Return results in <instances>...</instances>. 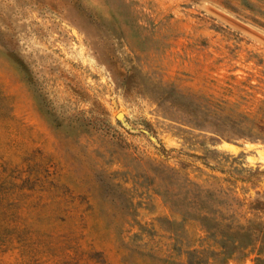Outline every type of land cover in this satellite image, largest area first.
Wrapping results in <instances>:
<instances>
[{
    "label": "rangeland",
    "instance_id": "374dc122",
    "mask_svg": "<svg viewBox=\"0 0 264 264\" xmlns=\"http://www.w3.org/2000/svg\"><path fill=\"white\" fill-rule=\"evenodd\" d=\"M261 203L264 0H0V264H264Z\"/></svg>",
    "mask_w": 264,
    "mask_h": 264
},
{
    "label": "trees",
    "instance_id": "16d2710c",
    "mask_svg": "<svg viewBox=\"0 0 264 264\" xmlns=\"http://www.w3.org/2000/svg\"><path fill=\"white\" fill-rule=\"evenodd\" d=\"M255 211L264 213V203L258 204L255 207H253ZM247 229L245 230V235L249 239H255L257 238V234L261 233L264 227H260L257 221H250L247 224Z\"/></svg>",
    "mask_w": 264,
    "mask_h": 264
},
{
    "label": "bare ground",
    "instance_id": "6f19581e",
    "mask_svg": "<svg viewBox=\"0 0 264 264\" xmlns=\"http://www.w3.org/2000/svg\"><path fill=\"white\" fill-rule=\"evenodd\" d=\"M121 117H122V115L119 116V118H121Z\"/></svg>",
    "mask_w": 264,
    "mask_h": 264
}]
</instances>
